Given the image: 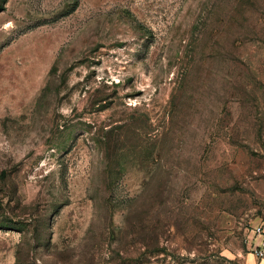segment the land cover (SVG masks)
I'll return each mask as SVG.
<instances>
[{"label": "rangeland", "instance_id": "obj_1", "mask_svg": "<svg viewBox=\"0 0 264 264\" xmlns=\"http://www.w3.org/2000/svg\"><path fill=\"white\" fill-rule=\"evenodd\" d=\"M264 222V0H0V264H247Z\"/></svg>", "mask_w": 264, "mask_h": 264}, {"label": "crops", "instance_id": "obj_2", "mask_svg": "<svg viewBox=\"0 0 264 264\" xmlns=\"http://www.w3.org/2000/svg\"><path fill=\"white\" fill-rule=\"evenodd\" d=\"M259 247L263 251V255L256 256L253 252V249ZM247 264H264V240L261 235L254 234L251 242V252L248 254L246 258Z\"/></svg>", "mask_w": 264, "mask_h": 264}, {"label": "built area", "instance_id": "obj_3", "mask_svg": "<svg viewBox=\"0 0 264 264\" xmlns=\"http://www.w3.org/2000/svg\"><path fill=\"white\" fill-rule=\"evenodd\" d=\"M254 234H258L262 236V239L264 240V222L259 223L256 225L253 229ZM253 252L255 253L256 256H261L263 255V251L261 248L258 246L253 249Z\"/></svg>", "mask_w": 264, "mask_h": 264}]
</instances>
